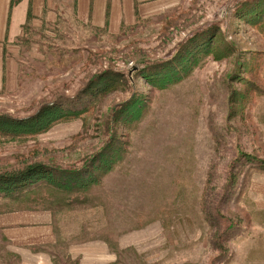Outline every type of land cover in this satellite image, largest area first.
<instances>
[{
    "label": "rangeland",
    "instance_id": "obj_1",
    "mask_svg": "<svg viewBox=\"0 0 264 264\" xmlns=\"http://www.w3.org/2000/svg\"><path fill=\"white\" fill-rule=\"evenodd\" d=\"M190 3L193 9L117 34L71 21L48 40L63 59L42 64L45 77L31 101L0 98V116H34L99 75H116L87 94L83 105L90 106L79 118L48 122L55 111L33 121L43 126L40 135L0 143V185L18 179L23 187L0 190V206L45 210L63 200L49 209L57 232L69 233L63 245L92 244L113 254V264H251V242H243L257 235L259 212L246 188L253 169L264 166L262 121L256 124L264 110V30L230 25L234 0ZM207 26L219 28L213 46L228 42L233 55L203 60L200 72L196 66L166 86L147 78H155L149 66L171 60L189 34ZM112 141L121 149L113 167L88 187L59 192L24 175L42 165L90 166ZM0 264L18 261L4 251Z\"/></svg>",
    "mask_w": 264,
    "mask_h": 264
},
{
    "label": "crops",
    "instance_id": "obj_2",
    "mask_svg": "<svg viewBox=\"0 0 264 264\" xmlns=\"http://www.w3.org/2000/svg\"><path fill=\"white\" fill-rule=\"evenodd\" d=\"M189 1L191 2V0H0V98L29 102L38 94L36 92L38 84L45 77L42 64L49 59V62L55 65L57 61L63 59L61 52L49 41L51 38L61 36L69 22L105 30L108 34H117L123 28L135 26L143 21L171 18L187 9H193L194 5L190 7ZM234 1L235 12L244 2L252 0ZM229 20L230 25L236 20L243 22V19L235 16ZM201 23L203 22H199ZM208 27L197 29L200 31L192 33L189 38ZM68 52L70 61L73 51ZM215 60L212 56L205 58L209 65ZM200 68L201 66H198L195 72ZM261 118L256 119V124L262 121L261 137L264 144V110ZM247 184V198L260 215L258 214L259 218L255 219L254 232L257 235L254 238L252 235L249 236L251 239L245 240L243 244L251 242V264H264V170L259 167L253 169ZM56 224L55 215L49 209L15 207L12 210L1 211L0 253L5 251L13 255L18 264H57L56 255L60 260L59 264H72L71 261L73 264H113V254L104 249H97L92 244L71 247L63 245L65 240L70 242V236L69 233L59 234Z\"/></svg>",
    "mask_w": 264,
    "mask_h": 264
},
{
    "label": "trees",
    "instance_id": "obj_3",
    "mask_svg": "<svg viewBox=\"0 0 264 264\" xmlns=\"http://www.w3.org/2000/svg\"><path fill=\"white\" fill-rule=\"evenodd\" d=\"M234 16L240 17L241 19H243L244 23L250 24L251 27H258L259 29L264 30V0H252L249 2H244L242 6L234 12ZM218 31L219 28L213 26L193 35L188 39L182 49L179 50L177 55L174 56L171 60L149 66V70L151 74L155 76V78H152V76H148L147 78L151 79L152 82L154 81V83L159 87L166 86L168 83L183 78L187 73H191L194 68L196 66H200L203 60H205V58H207L208 56H212L213 59L219 60L228 55H233L235 53L234 47L228 42H222V46H213V39H215ZM177 63L179 66L175 68ZM250 67V73H258L257 65L255 66V64H253ZM112 75L113 77H115L116 74L104 73L97 76V78H94L92 82L88 83L82 90H80L77 95L46 103L34 113V116L21 118L0 116V143L4 142L5 139H22L40 135L41 133H43V130L41 129V127L43 126L37 127L34 125L35 122L33 121H36L37 118L44 117L45 115L51 117L52 115H54L55 111H57V116H55V118L49 119L48 122L54 119H57V121H62L67 119L79 118V116L84 114L90 106V103L83 105L87 94H94V89L97 88L98 85H104V81L112 80ZM174 76L176 77L174 78ZM232 94L233 92H231V95ZM245 100L241 101L243 102ZM46 127L47 126H45L44 128ZM113 143L114 141L109 143L107 146H104V148L100 152H98L90 166L68 170L66 168L53 167L49 169L47 168V166L45 167L44 165H42L34 167L28 172H24V175L27 177L40 178L36 181L47 179L49 181L50 187H57L59 189V192H69V188H72V190H77L79 188L88 187L90 183H94L96 181L99 172L107 173L113 167L114 161L117 159V155H119L121 150ZM113 156L115 157L112 159ZM123 157L124 155L120 156L121 160ZM259 168L264 170V166ZM17 180L18 179H13L8 184V186L0 185V190L7 192H16V190H20L23 187L22 184L17 182ZM67 192L62 194L66 195ZM1 198L6 197L0 196V199ZM62 201L63 200L61 199H55V202L49 203V207H45V209H50V206L53 204H62ZM17 208L27 209V207ZM12 209L13 207L5 208V206H0V212ZM50 211L52 213L54 212L52 209ZM14 261L15 259H13V262Z\"/></svg>",
    "mask_w": 264,
    "mask_h": 264
},
{
    "label": "built area",
    "instance_id": "obj_4",
    "mask_svg": "<svg viewBox=\"0 0 264 264\" xmlns=\"http://www.w3.org/2000/svg\"><path fill=\"white\" fill-rule=\"evenodd\" d=\"M191 35H192V33H191V34H189V37H190ZM130 65H131V68H130V69H132V67H133V64L131 63Z\"/></svg>",
    "mask_w": 264,
    "mask_h": 264
},
{
    "label": "water",
    "instance_id": "obj_5",
    "mask_svg": "<svg viewBox=\"0 0 264 264\" xmlns=\"http://www.w3.org/2000/svg\"><path fill=\"white\" fill-rule=\"evenodd\" d=\"M130 72H132V70Z\"/></svg>",
    "mask_w": 264,
    "mask_h": 264
}]
</instances>
